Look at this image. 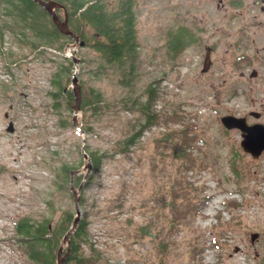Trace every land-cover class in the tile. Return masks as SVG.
Returning a JSON list of instances; mask_svg holds the SVG:
<instances>
[{
    "label": "rangeland",
    "instance_id": "374dc122",
    "mask_svg": "<svg viewBox=\"0 0 264 264\" xmlns=\"http://www.w3.org/2000/svg\"><path fill=\"white\" fill-rule=\"evenodd\" d=\"M198 6L205 18L224 15L211 0H136L143 73L138 87L155 78L161 79L163 97L156 108L168 111L172 105L191 112L201 137L193 150L197 164L182 171L179 160L156 159L154 139L166 126L154 125L129 150L105 159L90 184L79 190V197L85 198L83 203L79 200V216L88 213L89 240L104 255L102 264L115 261L264 264V155L254 159L245 153L240 145L241 131L228 130L221 122L222 115L243 113L253 105L241 92L226 96L227 92L221 90V79L215 81L217 100L211 97L212 92L205 84L195 81L201 45L194 35L189 42L188 37L182 46L176 47L186 20L194 32L191 16L199 12ZM3 33V40L0 38V50H3V54L0 51V264H31L10 238L14 235L13 219L30 211L44 212L55 222L62 209L75 211L71 192H62L54 184L55 168L67 162L78 165L74 171H82L86 163L82 157L83 144L95 149H114L113 141L128 132V121L137 114L121 111L120 118H114L110 109L100 121L96 115L86 117L79 111L75 125L59 127L58 114L47 94L54 65L39 55L34 57L30 48L17 42L9 30ZM187 43L190 44L185 48ZM263 43L264 38L260 40ZM229 44L230 39L219 42L216 52L219 62L222 56L231 53ZM73 45H66L65 55L73 52ZM49 50L55 51L52 47ZM75 50L80 57L94 55L91 49L80 48L79 44ZM82 64L86 66L85 72L78 76L85 80V89L89 85L98 86L112 102L124 94V88L113 75L91 78L88 64ZM4 70L9 76L3 74ZM250 92L257 96L256 101L261 93L259 101H264V92ZM62 112L72 119L75 114L65 109ZM10 121L13 131L7 129ZM86 122L94 125L93 133L86 134L80 129ZM81 160L84 161L79 165ZM86 173L84 170L81 174ZM183 173L193 186L202 188L201 194L196 212L187 219L183 215L171 231L175 209L169 205L173 196L169 186ZM156 196L160 203L168 204L148 210L156 205ZM156 212L160 217L166 216L161 220L164 232L174 241L165 255L161 242L155 243L154 237L144 235L141 229L153 213L156 217ZM153 228L151 225L150 229ZM253 233L259 234L254 241Z\"/></svg>",
    "mask_w": 264,
    "mask_h": 264
},
{
    "label": "trees",
    "instance_id": "16d2710c",
    "mask_svg": "<svg viewBox=\"0 0 264 264\" xmlns=\"http://www.w3.org/2000/svg\"><path fill=\"white\" fill-rule=\"evenodd\" d=\"M54 1L60 4L56 8L58 16L64 20L67 15L70 29L79 37L80 48L91 49L94 53L93 56L85 57L79 55L78 57L76 54L82 63L88 64L89 76L100 78L111 74L124 88V94L113 102L106 98L98 86L89 85L85 89V80L80 76L85 72L86 66L80 63L78 72L82 87L80 112L86 117L88 114L96 115L100 121L110 109L113 110L114 118H120L121 111L137 114L134 120L128 121L130 125L128 132L113 141L114 149H95L85 144V151L91 159L93 169L91 175L73 173L78 168V165L73 163L62 162L60 167H56L54 184L58 190L73 193L72 182L75 187L85 189L94 174L101 169L105 159L115 153L126 152L141 138L146 129L158 124H164L166 130L154 139L155 148L158 150L155 153L156 159L179 160L182 171L195 167L197 158L193 150L201 136L197 134L198 125L192 120L193 114L172 105H169L171 108L168 111L156 108V103L163 97L159 78L145 83L141 88L138 87L143 73L140 69L141 43L136 0ZM0 23L2 40L3 32L9 30L17 42L30 48L34 57L39 55L54 65L49 77L51 88L47 94L52 99V109L58 114L59 127L73 126V119L64 116L62 109L71 115L74 113L76 95L73 87L70 86L73 84L76 65L73 57L64 54V49L66 45L75 43L76 39L62 33L54 23L52 15L35 0H0ZM180 34L181 40L179 38L176 40V47L182 46L186 41L181 29ZM189 40L191 39L189 38L188 42ZM49 47L54 48L55 51L49 50ZM172 57H175L174 53ZM80 129L86 134L95 131L94 125L90 122L82 123ZM82 157H85L84 154ZM82 161L84 160H81L79 165H82ZM169 188L173 194L169 205L171 209H175L171 219L172 231L181 222L183 215L187 219L196 212L197 200L202 188L193 186L184 173L179 174V177L170 183ZM84 200V195L80 196V202L83 203ZM155 201L156 205L148 210L161 209L168 204L160 203L157 196ZM50 205L53 206L52 203ZM62 210V214L55 222H51V217L44 212L33 214L30 211L13 219L14 235L10 238L14 239L31 264H57L59 248L66 233L72 227L76 215L72 209ZM153 214L141 229L144 235L154 237L155 243L161 242V251L165 255L174 241L164 232L161 220L166 216L160 217L156 212V217H153ZM151 225L154 227L153 230L150 229ZM69 238L70 250L66 254L64 264H102L104 255L94 245L95 243L89 240L88 213H84L80 218ZM84 245L88 248L86 249ZM67 247H64L63 254L66 253ZM111 264L124 263L115 261Z\"/></svg>",
    "mask_w": 264,
    "mask_h": 264
},
{
    "label": "flooded vegetation",
    "instance_id": "af4514ba",
    "mask_svg": "<svg viewBox=\"0 0 264 264\" xmlns=\"http://www.w3.org/2000/svg\"><path fill=\"white\" fill-rule=\"evenodd\" d=\"M211 1L217 11L224 13L223 17L205 18L201 13V6H198L199 12L191 16L195 22L194 32L188 26L187 20L183 26L186 40L188 37L192 39L191 36L194 35L201 45L195 64V81L205 84L208 91L212 92L211 97L217 100L215 81L221 79V90L227 92L226 96L241 92L245 97H249L248 101L254 107L243 113L236 111L228 114L244 117L249 125H264V101H259L262 97L260 91L264 92V43L260 44V40L264 38V0ZM224 39H230L227 48L231 53L229 56H222L219 64L216 52L219 42ZM188 45L186 44L185 48ZM208 52L210 60L205 66V56ZM251 90H259L260 97L257 101V96L252 94ZM263 155L264 151L260 157Z\"/></svg>",
    "mask_w": 264,
    "mask_h": 264
},
{
    "label": "water",
    "instance_id": "95a60500",
    "mask_svg": "<svg viewBox=\"0 0 264 264\" xmlns=\"http://www.w3.org/2000/svg\"><path fill=\"white\" fill-rule=\"evenodd\" d=\"M35 1L38 2L39 4H41L52 15L54 23L57 25V27L59 28V30L62 33L71 35L72 37H74L76 39V42L73 45L76 47L78 45L79 37L76 35V33H74L70 29L69 24H68L67 15H66V18L64 20H62L56 12V8L59 7L60 4L54 0H48V1L47 0H35ZM71 57H73L75 65H76V70L73 74V89H74V92L76 95V103L73 106L74 111H75V114L73 117V122L75 125L77 123L78 113L81 109L82 87L79 83V77H78V71L80 68V59L76 56V50L72 52ZM209 60H210V58H209V52H208L205 56V62H204V64H206L205 66H207V64H209ZM221 122L224 125V127L228 130L239 129L241 131L242 139L240 141V145L243 148V151L245 153L252 155L254 159H257L260 157V155L264 151V125L263 124L256 123L253 125H249L246 122V119L244 117H238V116L231 115V114L222 115L221 116ZM7 129L9 131L14 130L13 121H10ZM83 154L86 158V163H85L84 169L82 171H79V172L74 171L73 173L81 174L85 170L87 172L86 175H88L89 171L92 168V164L90 163L91 159H90L89 155L85 151V144H83ZM84 181H85V179H84ZM71 189L73 192V193H71L72 197H74L73 201H74V205H75L76 215H75V219H74L72 227L66 233V235L63 239V242L59 248L57 264H64L66 254L70 250V238L69 237L72 234V232L74 231V229L76 228V226L80 220V216H79L80 215L79 190H81V187H79L77 189L74 185V182H72L71 183ZM258 235H259L258 233H253L251 236L252 241H254ZM64 246H68V247H67L66 253L63 254Z\"/></svg>",
    "mask_w": 264,
    "mask_h": 264
},
{
    "label": "built area",
    "instance_id": "2783aa9c",
    "mask_svg": "<svg viewBox=\"0 0 264 264\" xmlns=\"http://www.w3.org/2000/svg\"><path fill=\"white\" fill-rule=\"evenodd\" d=\"M2 49H3V47H2ZM0 51L3 54V50H0ZM66 51H69V48H67ZM71 54H72L71 52H70V54H68V52H67V55H71ZM3 74H7L9 76L10 73L4 70ZM209 215H210V217H212V213H209Z\"/></svg>",
    "mask_w": 264,
    "mask_h": 264
}]
</instances>
